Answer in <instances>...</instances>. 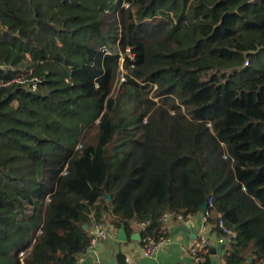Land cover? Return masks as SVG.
Masks as SVG:
<instances>
[{"label":"trees","instance_id":"obj_1","mask_svg":"<svg viewBox=\"0 0 264 264\" xmlns=\"http://www.w3.org/2000/svg\"><path fill=\"white\" fill-rule=\"evenodd\" d=\"M211 193L225 264H264V0H0V264Z\"/></svg>","mask_w":264,"mask_h":264},{"label":"crops","instance_id":"obj_2","mask_svg":"<svg viewBox=\"0 0 264 264\" xmlns=\"http://www.w3.org/2000/svg\"><path fill=\"white\" fill-rule=\"evenodd\" d=\"M201 212L188 215L183 222L173 221L168 227L169 241L151 256H144L140 241L132 238L141 228L130 225V232L125 230V240L118 239V229H108L107 238L97 244L92 250L85 252L78 259L84 264H198L189 254L193 240L202 232ZM214 216V215H213ZM187 224L186 228L184 225ZM94 225L90 228L91 232ZM213 226L206 225L211 238L217 235ZM225 249L223 246H213L210 250L207 264H225Z\"/></svg>","mask_w":264,"mask_h":264},{"label":"built area","instance_id":"obj_3","mask_svg":"<svg viewBox=\"0 0 264 264\" xmlns=\"http://www.w3.org/2000/svg\"><path fill=\"white\" fill-rule=\"evenodd\" d=\"M122 62V59H121ZM122 66V65H121ZM121 73L119 75L120 82L125 80L124 72L121 67ZM155 88V85H153ZM144 124L146 125V120L144 119ZM206 207L201 211V221L202 225V232L197 236L189 247V254L191 257L198 263L205 261L207 255L209 254L211 248L213 246H223L227 243L228 238L234 236L233 231L225 225L224 220L222 219L220 213L215 212L212 209V193L209 197L205 200ZM214 215V216H213ZM183 216L181 213L173 212V211H164L158 218L159 227L151 234H145L142 237L140 236V247L141 251L144 256H151L156 251H158L163 245L168 243L169 235H168V226L173 221H181L183 222L187 217ZM214 218L215 222L211 223V219ZM132 224L136 225L137 227L144 229L148 226L149 221H133ZM206 225L216 226L218 229L221 230L222 235L216 236L215 238H211L208 235L206 230ZM112 228L111 223L100 219L94 225V229L91 232L89 244L86 248L85 252L92 250L97 244L102 243L108 234V229ZM226 252V251H225ZM22 255V252H19ZM74 264H84L82 261L77 260ZM101 264V263H98Z\"/></svg>","mask_w":264,"mask_h":264},{"label":"water","instance_id":"obj_4","mask_svg":"<svg viewBox=\"0 0 264 264\" xmlns=\"http://www.w3.org/2000/svg\"><path fill=\"white\" fill-rule=\"evenodd\" d=\"M205 207H206V202H203V204L201 205V209H204ZM186 226H187V224L184 225V228L183 229H185ZM83 227H84V229L87 228L86 225H84ZM125 238H126L125 230H124L123 227H121V228L118 229V239L119 240H125ZM132 238L139 240L140 239V234L139 233L134 234L132 236ZM211 250H213V247L211 248Z\"/></svg>","mask_w":264,"mask_h":264},{"label":"rangeland","instance_id":"obj_5","mask_svg":"<svg viewBox=\"0 0 264 264\" xmlns=\"http://www.w3.org/2000/svg\"><path fill=\"white\" fill-rule=\"evenodd\" d=\"M123 72H124V70H123ZM130 116H131V114H128V115H127V117H130ZM144 125H145V124H144V119H143V120H142V126L144 127ZM18 255L20 256L21 254H18Z\"/></svg>","mask_w":264,"mask_h":264}]
</instances>
